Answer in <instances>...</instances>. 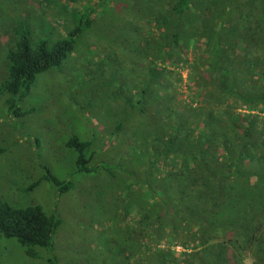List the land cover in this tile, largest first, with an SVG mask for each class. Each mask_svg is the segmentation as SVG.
Returning <instances> with one entry per match:
<instances>
[{"label": "trees", "instance_id": "obj_1", "mask_svg": "<svg viewBox=\"0 0 264 264\" xmlns=\"http://www.w3.org/2000/svg\"><path fill=\"white\" fill-rule=\"evenodd\" d=\"M38 4L53 5L59 17L45 13L49 33L37 43L25 19L8 33L0 96L9 94L11 112L22 114L19 102L38 74L78 52L90 32L104 38L96 46L107 52L95 62L100 75L121 74L100 138L119 135L125 144V196L107 221L115 249L104 263L264 264V0ZM94 144L77 135L67 141L78 154L74 172L108 173L109 157ZM45 178L61 192L73 186L49 170ZM61 223L41 205L0 198V237L16 239L30 257L54 253Z\"/></svg>", "mask_w": 264, "mask_h": 264}, {"label": "rangeland", "instance_id": "obj_2", "mask_svg": "<svg viewBox=\"0 0 264 264\" xmlns=\"http://www.w3.org/2000/svg\"><path fill=\"white\" fill-rule=\"evenodd\" d=\"M45 13L50 21L59 17L56 7L44 9L38 0H0V81L11 45L8 33L14 31L16 21L25 19L33 43H37L36 38L47 39ZM53 25L60 28L59 23ZM52 33L53 38L56 32ZM90 33L94 35L89 36L92 40L82 37L78 41V52L38 74L30 92L19 102L22 114L8 109L5 101L9 94L0 96V198L20 207L41 205L47 213L55 212L62 219L54 237V253L33 258L16 239L0 237V264H50V256L57 258V264H110L103 260L113 255L115 247L113 232L106 227L113 213L123 206L119 201L125 196V181L118 158L125 144L119 135L100 138L107 129L103 119L110 121L112 100L119 102L120 73L117 69L108 76L100 75L103 70L99 72L101 66L95 62L100 57L103 60L107 52L96 46L104 38ZM122 58L116 59L117 65L123 64ZM113 75L117 81H112ZM73 135L93 140L95 153L109 157L107 174L101 167L93 172H74L78 154L66 145ZM48 170L60 180H70L72 188L58 190L45 178ZM175 250L183 251L180 246Z\"/></svg>", "mask_w": 264, "mask_h": 264}]
</instances>
